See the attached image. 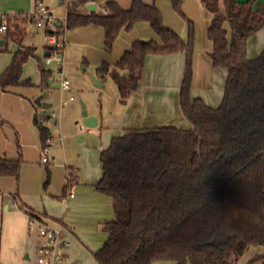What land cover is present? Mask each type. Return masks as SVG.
<instances>
[{"label":"trees","instance_id":"1","mask_svg":"<svg viewBox=\"0 0 264 264\" xmlns=\"http://www.w3.org/2000/svg\"><path fill=\"white\" fill-rule=\"evenodd\" d=\"M97 1H68L66 28L101 26L110 50L122 30L148 22L161 41L136 40L117 60L110 76L120 101L124 103L137 88L149 54L183 51L178 106L190 125L127 129L102 150V176L94 187L112 198L115 216L104 224L108 237L93 253L97 263L235 264L250 247L264 248V49L255 57H246L248 38L264 29V1L200 0L211 14L207 37L212 42V66L227 72L217 107L190 96L192 20L187 19L189 40L185 44L164 25L154 3L132 0L124 8L115 0H105L101 12L82 11ZM3 20L6 31L0 35V52L8 50V41L21 46L23 34L10 15ZM31 56L32 46L13 53L0 76L3 91L32 86L29 78H22L23 65ZM98 71L106 73L108 65L103 63ZM48 76L50 71L41 66V88L47 87ZM33 121L43 144L50 136L49 128L36 115ZM21 165V157H0V176L18 181ZM76 179L68 175L62 196ZM254 260L264 264V253Z\"/></svg>","mask_w":264,"mask_h":264},{"label":"crops","instance_id":"2","mask_svg":"<svg viewBox=\"0 0 264 264\" xmlns=\"http://www.w3.org/2000/svg\"><path fill=\"white\" fill-rule=\"evenodd\" d=\"M68 1L71 2L72 0ZM259 1L262 2L264 0ZM104 2L105 0L95 2V10L98 11L100 9V12L103 11ZM33 7L34 0H0V14H8L12 19L15 16H25L27 18L21 21L20 28L23 31L21 46H18L15 41H8L6 47L7 49L9 47V50L0 52V73L10 64L13 53L17 49L28 46L25 45L23 41L25 34L24 29L26 23L30 19L29 15L33 11ZM66 10L67 5L64 14H66ZM86 10L85 6L82 11L85 12ZM208 14L209 19H211V14L209 12ZM140 23L143 22H138L134 26ZM225 26L228 28V25L225 24ZM67 31V38L69 37L70 40L66 48H63L59 55V59H53L48 65H43V63H41V66H46L49 70L54 68V71H51L50 75V77L53 76L52 80H50V78L48 79L49 84L47 85L48 92L46 96H53L51 92H55L56 90H60L63 93L59 84L63 78H67L70 82L69 89L67 90L69 94H76L74 90L84 86H90L85 72L80 73L77 68V64H79L83 55H87L90 63L89 70L93 72L95 78L99 74H102L101 84L106 80L108 81L107 87H105L101 93V111L95 108H89L88 103L81 101L80 106L82 112H80L77 104H74L76 98L69 99L67 107H64L65 103L62 106L59 104L60 120L58 122L56 119L52 123V129L54 128L53 130L56 131L55 134L60 132L65 135V137L70 138L75 134L79 135L82 133L83 130L79 128L78 123L79 120H82L81 124L84 125V116L90 115L97 118L96 126L90 128V130H85L87 133H93L94 128L99 129V127H101L99 130L100 142L97 144L93 142L91 144L92 147L90 149H92V152L90 154L88 153V162L100 163V153L106 148L109 141L115 136L122 135L127 129H144L166 124H174L179 127L189 125L187 120L182 116L178 106V89L185 65L184 52L168 55L149 54L146 57L144 68L141 71L137 88L123 103L120 101L119 91L115 82L109 80L106 73H100L98 71V68L102 65L99 64L100 56H98V53H101L102 51L100 48H103V44L101 43V37L104 40L103 28L98 25L89 24L83 27H77L76 30ZM81 37L85 40L80 42L79 40ZM262 40H264V29L251 35L247 40L246 46L250 44L255 45L256 41ZM156 41L161 42L159 37L156 38ZM208 41L210 42V47L205 51L204 59H199V67L205 72V77L202 78L204 81L202 85L203 88H207L209 85V75L211 78V74L214 71L221 69L212 66L209 57V53L212 50V42L209 39ZM104 47L106 48L105 43ZM33 48L34 56L28 59L30 62H32V59L38 58V52L41 51L36 47ZM92 48H95L96 51H91ZM47 49L48 46H44L45 55ZM127 49L129 48L124 49L120 56ZM26 67L27 64L24 63L22 78L30 79V77L26 76ZM114 67L115 64L111 69L108 67L109 71ZM222 69L227 75L226 70L224 68ZM199 79L195 70V65L193 64V79L190 88L191 98H200L210 107H215L213 104H217L218 102L219 105L222 99V97H219L220 94L219 96H216L214 93L210 95L206 89L196 93L199 90L197 88V81ZM52 81L57 83V88L50 86H53ZM31 83L32 86L16 87L13 92L3 91L0 88V122H2V120L5 121L4 125H0V157L16 159L21 157L22 154L24 155V149H21V153L19 146H17V148L13 147L10 134L14 132L22 143L21 148H23L24 144H27V140H30L33 146L38 148L37 136L39 138L40 136L38 128L33 121L37 113L36 104L34 102L35 97L33 93L27 90L41 87L39 86V79ZM64 93L66 94L65 91ZM57 96L58 95H56V98H58ZM216 97H218V100ZM218 105H216V107ZM50 106L51 104L49 107ZM83 109L86 110V114H83ZM22 120L27 125L31 124V136L27 138L24 129L19 126ZM9 125H11L13 131L8 128ZM84 138L85 137L81 135L78 140L82 141ZM50 159L52 160V157H50ZM51 160L49 161L51 162ZM66 168L67 174L64 186L67 184L68 175L70 173L73 178L76 177L77 179L69 189V191L72 192V196L69 195V192L62 197L61 194L55 195L58 199L64 198L61 199L62 201L59 203V211L55 212L49 207H43L42 210L35 209L30 204L31 202L29 200H26L30 202L27 203L21 199L18 192H16L15 195L11 194L10 191L7 192L8 189L6 188H8V184L11 182L9 179H13L16 184L18 181H16L13 176H0V264H30L28 262L29 256L36 253L38 235L36 230H29V214L26 210H31L37 215L42 216L45 221L53 226L61 227L63 236L68 241V245L63 250L64 260L62 264H98L93 253L101 248L107 240L108 235L104 231V224L112 220L115 216L112 198L98 192L94 187L102 176L101 163L100 173L99 171L97 172L96 169H89L85 170L83 174L81 172L79 174L77 168L68 166ZM261 253H264V248L261 246L250 247L243 255L244 258L241 257L242 260L239 264H249L253 257ZM171 263L174 264L173 262ZM256 263L261 264V261L257 260Z\"/></svg>","mask_w":264,"mask_h":264},{"label":"rangeland","instance_id":"3","mask_svg":"<svg viewBox=\"0 0 264 264\" xmlns=\"http://www.w3.org/2000/svg\"><path fill=\"white\" fill-rule=\"evenodd\" d=\"M117 3H119L122 7L126 8L129 7L132 0H115ZM147 3H154L157 8L160 10L162 17H163V23L164 25L169 26V28L173 29L184 41L186 44L188 42V24L187 19L192 20L194 31H193V40H192V67L193 64L195 65L196 73L199 76L198 83V93L200 90L206 89L210 95L213 93L216 94V96L222 97L223 89L225 85V71L221 68L216 71H214L211 74V78L209 75V85L207 88H203L202 85L204 84V81L202 78L205 77V72L203 69L199 67V59H204L205 51L208 50L210 47V42L208 41L207 37V28L209 23V14L208 11H206L202 5L200 4V0H181L179 5H176L174 1L178 0H143ZM238 1H245V0H238ZM43 4L45 6H48L50 12L53 13L55 19V22L57 24L63 23V19L66 16L64 14L65 8H66V0H43ZM53 8V9H51ZM100 12V9L98 10ZM27 19L25 16H15L13 18V21L18 24L19 27H21V21ZM65 28L64 32V38H65V46L66 48L67 44L69 43V37L67 38V30H76L77 28L67 29L65 25H63ZM25 34H24V43L25 45L36 47L37 49H40L41 51L38 52V58L32 59V62L28 60L26 62V76L30 77V81L33 82L34 80L39 79V84L41 82V63H43L45 59V50L44 46H48V34H47V28L46 27H40L38 28L36 26V23L33 19H29L28 22L25 25ZM0 34H2L0 32ZM158 36L155 34V32L151 29L150 24L148 22H143L138 24L137 26H133L129 31L122 30L116 41L113 43V46L110 50H107L104 47V40L101 37V43L103 44V48L101 49V53H98V56L100 61L99 64L106 63L109 67V69L114 66L116 61L119 59L120 54L122 51L126 48H130L132 43L136 40H148L153 39L156 40ZM95 39V38H94ZM85 39L83 37L80 38V42L84 41ZM93 41V40H92ZM97 43V42H96ZM262 49H264V40L262 41H256L255 45H248L246 46V57H255L257 56ZM9 50V47H8ZM91 51H96V49L92 48ZM183 52V51H180ZM54 56V55H52ZM185 59V56H184ZM93 61V56H92ZM104 61V62H102ZM185 61V60H184ZM195 61V62H194ZM11 63V62H10ZM89 59L87 58V55H83L79 61V64H77V68L79 69L80 73L85 72V74L88 77V84L90 86H84L82 88H79L77 90H74V93L76 94H69L67 90H62L63 93L60 90H56L55 92L52 91L53 96L47 97L48 89L47 87L44 88H37V89H29L27 91H30V93H33L34 97L41 96V101L47 102L51 104L49 108H41L40 106L36 105L37 113L36 116L38 118V121H40L42 124L48 126L50 128V135L52 136V140L48 145L49 155L52 157L51 162L49 161L48 164H45L40 161V150L42 147V142L40 141V138L37 136L38 140V148L34 147L30 140H27V144H24L23 148L22 143L19 140V137L14 133L10 134V137H12V143L13 147L17 148L19 146L20 152L21 149H24V155H21V159L23 160V165L20 170L19 180L16 184V182L13 179H9L11 182L8 184L7 192L10 191L11 194H14L18 192L21 199H23L25 202L30 203L35 209L42 210L43 207H49L55 211L58 210L59 203L62 201L60 198L58 199L55 195L61 194V197L63 195V189H64V183H65V177L67 174V166L77 168L79 174L80 172L83 174L85 170H93L96 169V171L100 173V163L99 162H88V153L90 154L92 152V149H90L92 146L91 144L99 143L100 142V136H99V129H93V133H87V131L83 130L82 133L75 134L72 137H65L62 133L55 134L56 131L52 129V123L54 120L57 119L59 122L60 118V106L64 105V107H67L69 104L68 100L70 99V96L73 95L74 98H76V101L74 104H77L79 107L78 110L82 112L81 109V101L84 103H88L89 108H95L98 111H101L102 109V95L104 88L107 87V80L98 86L94 81L93 78H95L93 72L89 70ZM46 70H49L46 66L44 67ZM216 68V67H214ZM220 68V67H219ZM106 72V75L108 76L109 80L112 81L110 77V71ZM5 70V69H4ZM3 70V71H4ZM2 71V72H3ZM51 71H54V68H51ZM0 73V76L2 74ZM32 75V77H31ZM52 80L53 76H48V79ZM97 78V77H96ZM47 79V83H48ZM56 79V77H55ZM105 79V78H104ZM59 80V78H58ZM53 82V81H52ZM49 84V83H48ZM51 87L57 88V83L53 82V86ZM27 87V86H24ZM25 89V88H22ZM50 91V90H49ZM66 92V94L64 93ZM77 91V92H75ZM68 93V94H67ZM56 95H58L56 98ZM218 100V97H216ZM212 103V102H211ZM217 103V102H216ZM219 103V102H218ZM217 104H213L218 105ZM214 107V106H211ZM83 114H86V110L83 109ZM49 115V116H48ZM47 118V122H43V119ZM11 122V121H10ZM20 123V128H23L25 131L26 138L31 136L30 131V125H27L23 120ZM82 120H79L78 126L80 128ZM5 121L2 120L0 122V125H4ZM13 123V122H12ZM189 124V123H188ZM10 130L13 131L11 125L8 126ZM34 128V127H33ZM183 128H190V125L183 126ZM92 130V129H91ZM63 135V136H62ZM84 136L85 138L82 141H79V136ZM62 137V138H60ZM24 143V142H23ZM110 143V141H109ZM109 143L106 145V147L109 145ZM22 153V152H21ZM77 173V172H76ZM69 189L67 188L66 194H68ZM29 200L30 202L26 201ZM52 203V204H51ZM36 226H32L31 231H35ZM245 254V253H244ZM243 254V255H244ZM243 255L241 256L242 258ZM239 258L238 261L235 264L241 263L242 258ZM38 253L36 249V253H34L32 256H29L28 262L30 264H38L37 263ZM257 260L250 261L249 264H259L256 263ZM63 263V262H62ZM153 264H172L171 261H155Z\"/></svg>","mask_w":264,"mask_h":264},{"label":"built area","instance_id":"4","mask_svg":"<svg viewBox=\"0 0 264 264\" xmlns=\"http://www.w3.org/2000/svg\"><path fill=\"white\" fill-rule=\"evenodd\" d=\"M68 0H66V3ZM33 19L38 28L46 27L49 32L48 35V49L52 51L51 54L46 53L43 65L50 64L53 59H59L64 46L65 38L64 32L66 26V16L63 19V23L57 24L55 22V17L52 12L45 6L42 0H34L33 11L29 15ZM4 15L0 14V32L4 33L6 31V23L4 22ZM54 55V56H52ZM60 88L62 90L69 89V80L63 78L60 81ZM70 99H74L71 96ZM43 122H47V118L43 119ZM81 130H90L89 127L85 125L80 126ZM52 140V136H48L41 147V162L48 163L50 160L48 145ZM69 195L72 196V192L69 191ZM36 226V231L38 235L37 242V263L38 264H62L64 260V248L68 245V241L63 236L61 227H56L51 225L49 222L45 221L40 215H29V230L32 226Z\"/></svg>","mask_w":264,"mask_h":264},{"label":"water","instance_id":"5","mask_svg":"<svg viewBox=\"0 0 264 264\" xmlns=\"http://www.w3.org/2000/svg\"><path fill=\"white\" fill-rule=\"evenodd\" d=\"M95 4L94 3H88L86 5V9L89 10V11H95ZM3 43V40H0V44ZM101 77H102V74H99L97 76V78H93V81L97 84V85H100L101 84ZM35 104L37 106H41V107H44V108H48L49 107V103L47 102H42L41 101V97L38 96L35 98L34 100ZM83 123L86 127H89V128H93L96 126V123H97V118L95 116H84L83 117Z\"/></svg>","mask_w":264,"mask_h":264}]
</instances>
